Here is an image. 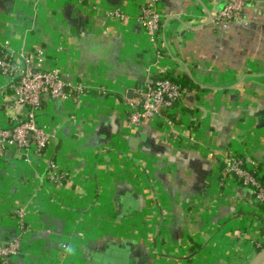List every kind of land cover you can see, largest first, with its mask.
Returning a JSON list of instances; mask_svg holds the SVG:
<instances>
[{"label": "crops", "instance_id": "0c3cea01", "mask_svg": "<svg viewBox=\"0 0 264 264\" xmlns=\"http://www.w3.org/2000/svg\"><path fill=\"white\" fill-rule=\"evenodd\" d=\"M226 1L157 0L159 56L140 21L154 0H0V45L88 90L43 99V156L0 159V243L30 228L15 264H251L264 249V205L224 173L236 155L264 179V0L209 23ZM161 76L187 91L174 125L132 128L134 90ZM17 82L0 75V128L25 113Z\"/></svg>", "mask_w": 264, "mask_h": 264}, {"label": "built area", "instance_id": "2783aa9c", "mask_svg": "<svg viewBox=\"0 0 264 264\" xmlns=\"http://www.w3.org/2000/svg\"><path fill=\"white\" fill-rule=\"evenodd\" d=\"M254 0H227L224 8L212 16L210 23L235 22L243 17L245 5ZM115 16L124 19L117 12ZM209 19V18H208ZM141 22L145 24L146 34L150 42L156 45L158 55L163 49L159 42L162 37L163 19L157 7V0L142 10ZM209 22V21H208ZM0 75L10 80L18 79L13 86L15 109L25 108L22 118H15L8 128H0V159L5 157L8 149H18L23 156H43L52 145V136L48 129L39 122L38 116L42 109L43 99L63 101L77 99L81 94L88 92L82 84L65 82L58 70L45 71L40 65L32 66L30 59L23 51H15L10 43L0 45ZM35 54L39 62H43V50L37 49ZM21 60V61H20ZM23 63L20 67L19 64ZM148 74L151 69H147ZM99 91H102L100 89ZM187 91L171 78L161 76L151 84H145L134 90L135 98L128 101V121L132 128H139L152 119H160L168 126H173L172 112ZM171 115V116H170ZM225 175L230 180L237 181L246 189H250L256 201L264 205V179L258 178L259 168L255 163L248 164L236 155L226 160ZM47 178L50 182L61 185L65 175L61 174L56 161L51 159L47 169ZM20 235L7 245L0 246V264H15L22 250L23 238L30 234L20 222Z\"/></svg>", "mask_w": 264, "mask_h": 264}, {"label": "water", "instance_id": "95a60500", "mask_svg": "<svg viewBox=\"0 0 264 264\" xmlns=\"http://www.w3.org/2000/svg\"><path fill=\"white\" fill-rule=\"evenodd\" d=\"M225 5L221 6L220 10L218 11H221L223 10ZM212 21V15H209V23ZM153 83L152 80L149 81V84ZM264 263V249L261 250L257 256L255 257V259L252 261L251 264H263Z\"/></svg>", "mask_w": 264, "mask_h": 264}, {"label": "trees", "instance_id": "16d2710c", "mask_svg": "<svg viewBox=\"0 0 264 264\" xmlns=\"http://www.w3.org/2000/svg\"><path fill=\"white\" fill-rule=\"evenodd\" d=\"M184 79V78H183ZM185 80H186V78H185ZM186 81H188V79L186 80ZM176 83L177 84H179L183 89H185V87L182 85V83L180 82V81H176ZM260 204V203H259ZM261 205V204H260ZM263 205V204H262ZM16 237L14 236V238L13 239H15ZM11 241H8L7 243H0V246L1 245H7V244H9ZM24 242V241H23ZM22 247H23V244H22ZM261 251V250H260ZM259 251V252H260ZM21 252H22V250H21ZM21 254V253H20Z\"/></svg>", "mask_w": 264, "mask_h": 264}]
</instances>
